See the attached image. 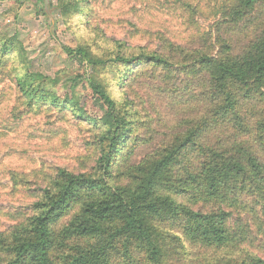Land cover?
<instances>
[{
	"label": "trees",
	"instance_id": "1",
	"mask_svg": "<svg viewBox=\"0 0 264 264\" xmlns=\"http://www.w3.org/2000/svg\"><path fill=\"white\" fill-rule=\"evenodd\" d=\"M57 2L50 8L62 16L82 8L81 0ZM216 6L224 24L252 23L256 14L263 28L239 52L219 28L214 42L192 49L163 40L167 55L117 43L103 59L83 46L64 47L91 71L82 97L75 93L78 76L58 94L54 80L20 59L17 35L0 31V80L13 86L27 113L72 115L87 128L93 151L89 169L40 170V185L24 189L30 201L5 214L11 226L0 231V264H168L173 248L187 255L186 245L210 255L202 264H264V0ZM111 65L121 87L146 71H162L167 81L183 75L207 100L208 116L135 162L144 144L139 130L149 121L99 81ZM228 129L234 134L220 133ZM215 132L221 136L211 141ZM10 179L14 187L28 184Z\"/></svg>",
	"mask_w": 264,
	"mask_h": 264
},
{
	"label": "rangeland",
	"instance_id": "2",
	"mask_svg": "<svg viewBox=\"0 0 264 264\" xmlns=\"http://www.w3.org/2000/svg\"><path fill=\"white\" fill-rule=\"evenodd\" d=\"M18 1L19 5L15 0H0V31L9 37L17 35L23 48L20 59L26 61L31 72L54 80L60 95L73 86L77 76L80 80L75 93L85 95V75L91 74L90 69L85 70L68 57L64 47L83 46L103 59L116 52L117 43L167 55L162 49L163 40L192 49L203 41L214 42L219 28V35L239 52L263 28V20L256 14L250 18L252 23L224 24L217 11L219 0H81V10L69 16H62L53 7L43 12L42 1ZM50 2L54 7L58 5L57 0ZM162 73L146 71L138 77L133 74L123 87L116 85L118 68L114 65L98 74L111 97L128 100L141 121H149L148 130H139L144 144L136 150L135 162L210 111L207 100L199 95V87L186 86L191 80L176 74L167 81ZM51 84L48 88H55ZM220 133L234 134L229 129ZM220 133H212L209 139L212 141ZM90 137L87 128L70 114L25 112L13 86L0 80V231L11 226L5 214L22 209L30 201L24 189L40 185V170L82 172L93 165ZM12 175L28 184L14 187ZM186 250L187 255L173 248L168 264H202L204 258H210L188 245ZM259 256L264 258V253Z\"/></svg>",
	"mask_w": 264,
	"mask_h": 264
},
{
	"label": "water",
	"instance_id": "3",
	"mask_svg": "<svg viewBox=\"0 0 264 264\" xmlns=\"http://www.w3.org/2000/svg\"><path fill=\"white\" fill-rule=\"evenodd\" d=\"M21 2L23 1V0H20ZM34 4L35 3H37L38 2V0H31ZM42 2H43V5H44V11L46 12V13H48L47 11L48 10H51V8H50V0H42Z\"/></svg>",
	"mask_w": 264,
	"mask_h": 264
}]
</instances>
